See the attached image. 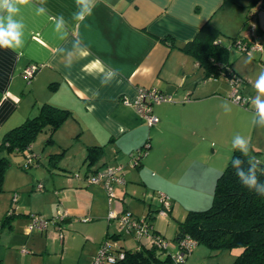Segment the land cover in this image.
<instances>
[{
	"label": "crops",
	"instance_id": "obj_1",
	"mask_svg": "<svg viewBox=\"0 0 264 264\" xmlns=\"http://www.w3.org/2000/svg\"><path fill=\"white\" fill-rule=\"evenodd\" d=\"M236 1L96 0L91 15L83 21L76 20L74 14L80 8L90 9L92 0H80V4L76 0H31L20 6L15 17L23 25L20 43L13 44L15 51L12 47H0V140L7 131L34 116L41 104L48 103L71 112L54 131V142L64 150L72 144L67 140L77 142L78 151L69 156L84 160L88 146L103 147L102 157L90 170L127 162L128 152L148 142L150 147L141 163L125 167V183L129 179L139 180L145 186L164 190L168 162L183 157L192 158L199 167L205 166L207 160L213 161L211 171L191 175L194 191L207 183L213 185L223 170L216 147L223 139L221 135L226 136L228 149H233L234 138L243 134V127H239L240 111L241 124H245V113L254 114L257 106L253 110L231 102L229 87L221 81L225 78H204V70L179 46L192 40L207 21L223 33L221 26L227 9L231 13L232 9L238 10V20L244 19L245 23L250 0ZM61 18L63 23L58 28ZM4 23L6 27L7 21ZM257 25L264 31L259 20ZM239 35L238 31L230 38ZM166 36L172 38L174 45L161 40ZM256 52L264 54V50ZM230 62L232 70L247 82L244 69ZM31 63L38 64V68L27 82L23 70ZM140 87H154L172 97V101L152 104L157 122L151 126L122 100L134 98ZM258 97L264 101V95L253 94L256 101ZM259 117L254 116L249 146L264 155V126H258ZM206 144H210L209 151ZM261 155L257 159L264 163ZM216 157L219 161H215ZM159 158L165 163L163 171L157 164ZM52 164L48 173L36 180L30 177L25 184L9 185V168L6 170L0 191V219L12 205L14 193L17 200L10 224L0 228V264H90L106 236L118 234L111 229L113 220H105L109 204L102 188L90 186L64 192V186L72 181L60 180L63 173L56 169L63 166L57 161ZM180 174L190 175L187 171ZM157 176H162L159 182L149 180ZM122 186L115 188L116 193L121 188L138 192L135 185ZM74 194L86 197L87 204L74 202ZM130 204L124 205L129 208ZM60 206L69 216L90 219L66 220L62 238L54 225L25 232L31 213L52 216ZM21 246L28 251L20 252Z\"/></svg>",
	"mask_w": 264,
	"mask_h": 264
},
{
	"label": "rangeland",
	"instance_id": "obj_2",
	"mask_svg": "<svg viewBox=\"0 0 264 264\" xmlns=\"http://www.w3.org/2000/svg\"><path fill=\"white\" fill-rule=\"evenodd\" d=\"M229 1L230 0H228V2ZM248 5H249L248 9L251 12L252 16L245 23H243L242 21L244 19L238 20L239 12L236 9H232V13L228 12L229 9H227L226 16L224 13V17H223L224 22L221 26L223 33H220L219 36V40L222 44L229 45L231 41L230 37L234 36L238 31L241 34V36H244L246 34H251L252 32L249 26L250 23L257 24V21L259 20L260 25L264 26V0H257L255 2H253V0H250ZM262 34H264V31L260 30L259 26L257 25V27L253 31L254 38L260 41H264L262 40ZM249 57H251V62H247ZM229 59L233 61L234 65L237 66V68L239 69L241 68L242 70L244 69V71L248 75L245 76V78L248 79L247 82H244L242 77L240 76L241 79L236 85L239 89V92L240 93L242 92L246 98H249V100L247 102V105H240V104H236V105H238L241 108H252L254 110V107H256V105L254 106V101H256V98H253V94L257 93L254 84L257 81L260 73L264 72V65H261L262 61H264V54H260V52H256V51H250L248 53L246 52L239 53L236 52L234 48L231 47ZM224 80L228 83V85L225 81L221 79V81L224 82V84L229 87L228 89L229 90L228 96H229L231 90L233 89V84L227 79ZM253 112L254 114L252 113L251 115L244 112L246 114L244 115L245 124H241L240 115L243 112L240 111L239 113V120H240L239 127L241 126L243 127L242 130L243 134L239 137H242L247 142V152H252V154H254V150L251 149V147L249 146V141L253 133L252 129L254 124V116L255 115L259 116L257 108H255V111ZM258 124H259L258 126H261L260 117L258 120ZM48 136H49V131L46 128L43 131H41L38 134V136L35 138V140L31 143V148H32L31 151L27 150L26 152L14 151L12 153H5L6 157L10 162V167H8L9 168L8 172H10V175H8L9 185H16V183L25 184L27 183L26 180H29L30 177L31 178L34 177L35 180L39 179L38 176L46 172L48 173L49 166H52L53 165L52 163H55V159L51 157V154L55 156H57L56 154H59L60 158L57 161V163H59V165H62L63 167L62 169L57 168L56 170L63 173V176L60 177V180L62 181L67 180L69 182L72 181V183H70L69 185L64 186V188L62 189L64 192L65 191L76 192L75 190L80 191L82 188H88L90 186H100L104 192L107 201L105 190L103 189L101 184H88L86 182L85 173L87 171H92L88 169L87 161L83 159L79 160V158H75L73 155H72L73 157L69 156V154H74L76 153V151H78L77 142L75 143L74 139L67 140L68 141L67 143L72 142V144L69 146V148H66V150H64L63 147H59L58 144L54 142L55 141L54 133L51 136L53 139L52 142L47 141ZM221 136L223 138L222 141L220 142V144L216 145L217 149H219V156L221 158L220 160L222 163L220 170H222L225 167L232 153V148L228 149L227 147L228 145H226V141H227L226 136L225 135H221ZM206 146H207L206 147L207 151H209L210 144H206ZM64 152L67 153L64 155L63 154ZM28 153L34 154V161L31 165L25 168L23 166L27 161L26 155ZM128 153L126 154L127 156L125 158L127 162L122 163L123 173H125L126 170L125 167L127 166L134 167L131 166ZM260 155L261 154H257V156L259 157ZM175 156H177V153L175 154ZM144 157H146V155L143 156L142 159ZM215 161H219V158L216 157ZM119 163L120 162H116V164L113 165H117ZM157 164H160L159 167L164 168L165 163L164 160H161V158H159ZM64 165H69L71 169L67 168V166ZM167 165L169 167L165 171L167 175L165 177L167 180L163 181V184L166 185V187H164V190H162V188H157L154 186H145L139 180L129 179L128 182L125 184L129 186L132 185L137 186L135 190L138 192L133 193L131 189H129L128 192H126L125 190V193L119 202L120 203L124 202V204L125 202L131 203L129 205V208H127L124 204L123 207L128 212H131L132 215L135 216L146 215L148 209H151L150 221L152 227H154L163 234L162 235L158 232L160 235L163 236V238L168 243V251L171 253H175L176 250L178 249L177 241L175 240L178 221L182 220L186 215V213L191 209H204L209 206L213 196L215 181L213 185L210 184L208 185L207 183L199 191L198 190L194 191L193 189L192 181L194 179L192 178L191 175L192 174L195 175L197 171L200 173H206L207 171H211L212 170L211 165H213V161L210 162V160H207L205 162V166L199 167L196 165L195 162L192 161V158L191 160H189L188 158L184 159L183 157H181L179 158V160L169 161ZM186 171L190 173L189 176H185V175L183 176L180 174ZM160 178H162V176L150 178L149 180L153 182L155 181L154 179H158L159 182ZM125 179L127 180L126 176ZM125 184L122 186L123 188H125ZM159 192L165 194L169 202L171 203V207L166 211L167 213L165 216H162L157 213L158 208L161 207V202L158 197ZM74 197H75L73 200L74 202L80 201L82 203L87 204V202H85L87 200L86 197L81 196L79 194L78 195L74 194ZM143 198L145 199V201H143ZM133 205H135V209H133ZM60 207L61 208L59 210L64 211V208H62V206ZM108 210H109V206L107 205L105 220L110 222L111 220L107 219ZM56 211L57 210H55L52 216L56 215ZM31 214L42 215L44 217H51V216H45L40 213H31ZM30 215H29V219H30ZM84 217H89V216L68 215L67 217H65L64 220L62 221V233H64L65 231L64 223L66 222V220L69 219L71 221H76V222H88L89 220L87 221L82 220V218ZM110 224L112 225L111 229L115 233L119 234L118 239L121 241V244L124 247L133 248L137 244V240L135 236H133L131 232L130 233L126 232L123 228H120L118 226L116 219H113V221H111ZM27 225L28 223L25 226L26 233H27ZM49 226L52 225L50 224ZM105 239H109L111 240V242L115 240V238L112 237H108ZM142 241H144V239H142ZM19 250L22 253H26L28 251V248L26 246H21ZM239 251L240 248L236 246L229 249L216 250V249H211L204 243H199L196 245L194 250L188 254L186 258L187 261L186 264H231Z\"/></svg>",
	"mask_w": 264,
	"mask_h": 264
},
{
	"label": "trees",
	"instance_id": "obj_3",
	"mask_svg": "<svg viewBox=\"0 0 264 264\" xmlns=\"http://www.w3.org/2000/svg\"><path fill=\"white\" fill-rule=\"evenodd\" d=\"M255 1L257 0H253ZM246 17L245 22L250 18L249 10ZM220 33L219 28L207 21L192 40L179 46L181 51L192 56L204 70V78L227 79L236 74L231 68L230 48L237 38L244 39V36L233 37L229 45H224L217 41ZM161 40L174 45L172 38L168 36ZM70 114L68 109L43 103L34 116L4 134L0 140V191L3 189L6 170L10 166L5 153L31 151V143L46 128L49 131L47 141L52 142V134ZM257 154L259 152L254 151V154L247 152L245 155L233 147L227 164L216 177L209 206L204 209H191L178 221L176 241L184 235H189L197 244L204 243L211 249L223 250L236 246L240 251L231 264H264V196H257L244 188L236 175V168L232 165V161L238 158L241 161L239 168L245 172L246 177H251L254 173L258 186L264 184V163L258 161ZM56 155L51 154L55 162L60 158L59 154ZM102 155V146H88L84 157L88 169L95 165ZM33 161L34 157L31 164ZM28 166L24 164L23 167ZM13 204L0 219V228L10 224L15 206ZM146 215L150 216L151 213L148 212ZM108 237L118 239L119 234L106 236ZM121 247L124 257L115 264H179L172 260L170 252L158 253L154 247L141 249Z\"/></svg>",
	"mask_w": 264,
	"mask_h": 264
},
{
	"label": "built area",
	"instance_id": "obj_4",
	"mask_svg": "<svg viewBox=\"0 0 264 264\" xmlns=\"http://www.w3.org/2000/svg\"><path fill=\"white\" fill-rule=\"evenodd\" d=\"M250 17L252 16L249 11ZM248 21V20H247ZM251 29V34L244 35V39L237 38L231 45L236 52H250V51H262L264 50V41L255 39L253 36V31L257 27L255 23L249 24ZM262 40H264V34H262ZM219 41V40H217ZM38 68V64L31 63L28 64L23 70V76L27 82L31 80L35 71ZM240 76L237 74H232L227 78L233 84V89L231 90L228 98L240 105H247L249 98H246L242 93L239 92L237 83L240 81ZM123 102L125 104L132 105L135 110L145 118L148 125H153L157 122V116L152 112V104L159 103L163 101H172V97L169 94L160 92L154 87H140L137 90L134 98L124 97ZM149 143L145 142L141 146L131 150L128 155L130 159L131 166H137L141 163L142 157L146 155ZM27 161L25 165L31 164L34 154H27ZM130 165V164H129ZM123 164L119 163L117 165H105L102 168H96L92 171H87L85 173V179L88 184H101L105 190L107 196V201L109 204L108 210V220L116 219L118 226L123 228L126 232H131L137 240V244L133 247L135 249H141L142 247H154L157 251L161 253H169L168 243L154 228L152 227L150 216L142 215L135 216L131 212H128L123 206H115L116 203L123 197L125 190L121 189L119 193H116V187L125 184L126 180L124 177ZM41 187V184L38 185ZM159 200L161 202V207L158 208V214L165 216L166 211L170 209L171 203L169 202L167 196L161 192L158 194ZM16 193L13 194L12 202H16ZM12 203V204H13ZM14 205V204H13ZM11 209V207H10ZM69 214L66 210L60 211L57 209L56 215L51 218L44 217L42 215L31 214L27 225V232L32 230H46L50 224L56 226L58 230V235L60 238L63 237L61 222ZM89 217H84L82 220L87 221ZM144 239V241H142ZM197 245V241L189 235H184L177 241V250L175 253H171V258L174 262L179 264H184L186 257L191 253ZM23 251V250H22ZM124 257V251L119 245L118 240L115 239L111 242L109 239H104L97 252L91 257L90 264H115L119 259Z\"/></svg>",
	"mask_w": 264,
	"mask_h": 264
},
{
	"label": "clouds",
	"instance_id": "obj_5",
	"mask_svg": "<svg viewBox=\"0 0 264 264\" xmlns=\"http://www.w3.org/2000/svg\"><path fill=\"white\" fill-rule=\"evenodd\" d=\"M31 0H0V13L5 15L0 16V39L4 43L0 44V47L9 48L12 47L13 51L16 49L13 44L19 45L20 37L22 36L23 25L21 22L17 21L15 17L19 14L20 6L29 4ZM77 4H80V0H76ZM96 0H92V7L88 10L80 8L74 14V18L78 21H83L86 16L91 15L93 8L95 7ZM39 11L42 13L44 9L41 8ZM7 21L6 27L4 21ZM62 18L58 23L57 27L62 26ZM247 62H251V57H249ZM111 76L112 74L109 73ZM122 82V81H121ZM256 89L260 95H264V72H261L257 82ZM257 111L261 118V126H264V101H260L259 97L256 101ZM234 149H238L243 154H247V142L242 137H235L233 140ZM241 161L237 158L232 161V165L236 168V175L240 178L241 185L248 189L249 192H254L257 196H264V184L258 186L255 174L253 173L251 177H246L243 170H240L239 165Z\"/></svg>",
	"mask_w": 264,
	"mask_h": 264
},
{
	"label": "water",
	"instance_id": "obj_6",
	"mask_svg": "<svg viewBox=\"0 0 264 264\" xmlns=\"http://www.w3.org/2000/svg\"><path fill=\"white\" fill-rule=\"evenodd\" d=\"M158 253H160V251H158Z\"/></svg>",
	"mask_w": 264,
	"mask_h": 264
}]
</instances>
